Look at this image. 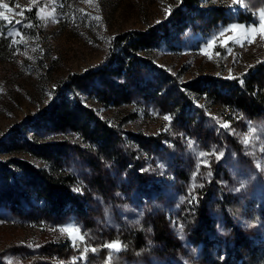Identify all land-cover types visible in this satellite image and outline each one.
I'll list each match as a JSON object with an SVG mask.
<instances>
[{
    "label": "rangeland",
    "instance_id": "obj_1",
    "mask_svg": "<svg viewBox=\"0 0 264 264\" xmlns=\"http://www.w3.org/2000/svg\"><path fill=\"white\" fill-rule=\"evenodd\" d=\"M3 2L14 11H6L12 23L0 20V41L13 49L8 57L0 58V138L46 108L68 76L102 64L112 36L164 22L179 0ZM255 2L202 0V7L219 6L233 19L212 26L196 19L190 23L194 25L177 29L167 42L144 53L176 82L162 80L147 67L141 73L144 78L136 76L134 85L128 86L129 96L118 100L108 97L111 87L123 85L116 77H94L65 92L70 101L79 99L114 127L113 152L99 150L69 130L49 138L67 140L68 148L56 164L74 177V188L80 195L78 206L68 205L54 214L42 215L38 208L45 207V201L24 193L23 179L16 170L20 180L13 188L10 207L0 204V264H200V243L190 236L195 225L192 213L210 186L212 195L224 193L251 200L262 209L263 217L256 221L244 217L235 224L241 235L264 242V115L251 116L229 105H214L206 95L181 85L200 75L232 79L253 63L264 61V35L259 31L248 39L244 38V28L219 35L233 24L259 27L264 3L251 15L247 13ZM66 3L68 16L61 9ZM239 13L245 14L241 18L249 15L251 19L238 21ZM213 36L215 47L207 49L209 54L205 55L203 50ZM228 36L237 39L227 40ZM225 123L230 127L224 128ZM253 127L255 133L250 130ZM135 135L151 141L142 144ZM245 137L248 145L242 142ZM201 151L205 157L198 156ZM7 156L0 154V159ZM11 156L50 166V161L30 153ZM201 160L207 163L201 164L197 173ZM213 198L208 212L215 220L222 246L230 247L227 220ZM159 219L174 246L165 247L157 239L155 223ZM69 224L78 226L86 240H73L59 231ZM131 231L141 233L146 248L127 254L119 238ZM115 240L124 247L109 260L110 251L103 245ZM86 245L97 250L80 259ZM101 249L105 250L103 263L95 256ZM261 257L259 264H264V255Z\"/></svg>",
    "mask_w": 264,
    "mask_h": 264
},
{
    "label": "trees",
    "instance_id": "obj_2",
    "mask_svg": "<svg viewBox=\"0 0 264 264\" xmlns=\"http://www.w3.org/2000/svg\"><path fill=\"white\" fill-rule=\"evenodd\" d=\"M201 1L179 0L178 5L171 9L164 22L143 30L134 29L112 36L110 50L102 64L85 73L68 76L67 82L62 84L56 98L46 108L34 117L22 120L0 138V154L8 155L0 159V204L9 205V201L12 200L13 188L20 180L15 173L18 170L23 179L24 193H33L37 198L45 201V207L38 208L42 211V215L59 213L68 205L75 207L79 205L80 195L74 188V177L56 164L68 148L67 140L50 141L49 138L54 137L57 132L64 133L69 130L78 134L81 141H88L96 145L99 150L103 149L112 153L115 129L102 121L91 107L83 105L79 99L74 98L70 101L65 92L71 89L72 85L90 82L94 77H101L103 80L116 77L123 81V85L111 87V94L108 97L112 101L118 100L129 96L128 86L134 85L132 80L136 76L143 79L141 73L147 67L158 74L162 80L176 82L173 75L156 67L144 53L154 45L167 42L169 35L196 19L201 18L210 26L220 21L233 19L231 13L225 12L219 6L202 7ZM263 3L264 0H256L247 13L251 15ZM66 7H68L67 3L61 8L64 16L69 15ZM236 15L238 21L251 19L249 15L243 18L241 17L245 14ZM12 51L11 46L0 41V58L8 57ZM181 85L189 91L206 95L214 105H229L230 108L251 116L264 115V61L262 60L253 63L243 73L232 79L200 75L181 82ZM100 93L105 96L102 89ZM135 137L145 145L151 141L149 137L137 135ZM14 153H30L35 158L50 161V166L48 168L37 166L24 158L11 156ZM213 191V187L210 186L192 213V223L195 225L190 236L194 242L200 243L199 263L259 264L261 255H264V242L261 243L260 240L255 242L241 235L235 221L244 217L256 221L259 217H263L262 209L256 207L251 200L236 199L224 193L219 196L212 195ZM213 197L220 203L221 211L227 220L232 241L230 247L222 246V239L217 235L215 220L208 212V203L214 199ZM155 230L157 239H160L165 247L174 246L173 241L164 234L161 219L156 221ZM119 239L124 241L127 254L146 248L140 232L131 231L125 238ZM95 256L103 263L105 250L101 249ZM87 261H90V258H87Z\"/></svg>",
    "mask_w": 264,
    "mask_h": 264
},
{
    "label": "snow or ice",
    "instance_id": "obj_3",
    "mask_svg": "<svg viewBox=\"0 0 264 264\" xmlns=\"http://www.w3.org/2000/svg\"><path fill=\"white\" fill-rule=\"evenodd\" d=\"M238 2V0H233V4H236ZM0 20L2 21H6L8 23H12V21L10 20L9 16L6 14L7 12H13L14 10L9 8V5L4 3L3 0H0ZM30 11V9H29ZM41 11H43V9H41ZM20 15H23V12L20 13ZM51 15V13L49 14ZM17 23H20V21H17ZM241 28L245 29V33H247V35L244 36L245 39H248V35L251 36H255V34L259 31L261 35H264V9L260 10V24L259 27L257 26H252L250 29L246 28L245 26H240V25H230L228 26V28L226 29H222L219 33L220 36H223L225 32L227 31H231L233 33H238L239 30ZM9 35H12V33H9ZM237 37L236 36H228L227 40H236ZM215 40H216V36H213L212 38H210V40L206 43V48L203 50L205 55H208V51L207 49H211L215 47ZM227 40L224 41L223 43L226 45L227 44ZM249 43H251V40H248ZM25 55H27L25 53ZM164 119H170L168 116H165ZM224 128H229L230 125L225 123L223 125ZM253 133L256 132V129L253 127L250 129ZM245 145L249 144V139L247 137H245L242 141ZM264 150V149H262ZM206 153L201 151L198 153L199 157H205ZM222 155V153L220 154ZM219 158V157H217ZM207 161L201 160L198 164H197V173L199 171V167L201 164H206ZM160 167H163V165H160ZM258 168H261L262 165L261 164H257ZM77 191H79V189H76ZM59 231L61 233H67L69 235V237L73 240H80V241H85L86 240V234H82L79 227L75 226L74 224H69L66 226H62L60 227ZM103 247L107 248L110 251V255L108 257L109 260H111L113 258V254L115 252H119L123 250V245L119 240H115V241H109V242H105V244L103 245ZM97 249L96 248H90L89 246H85L83 248V252L82 255L80 257V259H86V255L89 251L95 252Z\"/></svg>",
    "mask_w": 264,
    "mask_h": 264
}]
</instances>
